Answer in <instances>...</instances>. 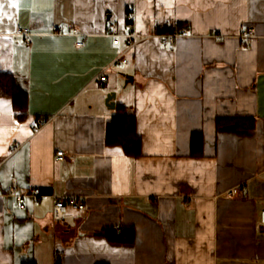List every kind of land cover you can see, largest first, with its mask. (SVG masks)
Returning a JSON list of instances; mask_svg holds the SVG:
<instances>
[{
    "label": "crops",
    "instance_id": "1",
    "mask_svg": "<svg viewBox=\"0 0 264 264\" xmlns=\"http://www.w3.org/2000/svg\"><path fill=\"white\" fill-rule=\"evenodd\" d=\"M0 4L12 17L0 21V72L28 93L23 113L0 96V264H264V0ZM176 23L192 35L156 31ZM248 26L259 36L243 45ZM131 31L142 40L125 52ZM120 105L136 115L137 155L107 143ZM9 186L41 195L21 206ZM53 195L84 208L56 221Z\"/></svg>",
    "mask_w": 264,
    "mask_h": 264
},
{
    "label": "trees",
    "instance_id": "2",
    "mask_svg": "<svg viewBox=\"0 0 264 264\" xmlns=\"http://www.w3.org/2000/svg\"><path fill=\"white\" fill-rule=\"evenodd\" d=\"M132 19L128 23L132 24ZM183 23L173 25H158L156 31L168 33L179 29ZM0 96H10L13 100L14 109L17 113H23L28 104L27 91L17 82L15 76L9 72H0ZM119 113L113 115L108 124L106 140L108 144H117L122 146L128 155H137L140 153L141 137L136 130V115L125 105H120ZM235 122L238 127H251L252 119L224 118L220 122ZM201 133L192 135V151L194 156H200L202 151Z\"/></svg>",
    "mask_w": 264,
    "mask_h": 264
},
{
    "label": "built area",
    "instance_id": "3",
    "mask_svg": "<svg viewBox=\"0 0 264 264\" xmlns=\"http://www.w3.org/2000/svg\"><path fill=\"white\" fill-rule=\"evenodd\" d=\"M129 19H133V15H130ZM112 28L115 29V25H112ZM54 32L58 34H69V35H76V36L83 35L82 33L78 31L77 28H70L69 31L67 32H64L61 28H57L55 29ZM16 33L18 35L23 36L27 44L31 43V36L33 35V32L30 27H19ZM113 35L115 37L121 36V34H117V33H114ZM122 35L129 38V44L125 52H127L129 49H131L134 45H136L138 42L142 40L140 37L137 36V34L134 31H131L128 34H122ZM189 35H192V33H191L190 28L187 26H182L179 29L174 30L172 32L160 34V36L162 37L169 38V40L172 43L175 42L179 37L189 36ZM214 36L221 37L222 35L215 34ZM258 36L259 35L256 33L255 27L248 26L239 33L238 39L241 44L245 45L250 40ZM83 44H84L83 40H80L76 43L77 46H81ZM126 62H127V59L125 57H122V63H126ZM102 79H104L103 76H102ZM42 124H43L42 121H38L35 128H39ZM64 157H65L64 151L58 150L57 159H63ZM239 190L240 189L238 187H232L228 189L225 194L228 196H236L239 193ZM7 193L9 195L17 196V199L21 206L24 205L26 197L31 196L35 200H37L41 195V191L39 188H33L29 193H19L16 186H9L7 189ZM67 198L69 200L68 202H66ZM68 205H71L72 207L79 208V209L84 208V203L80 198L65 197L62 195H53V218L54 220L59 221V220L64 219L65 213L67 212V209H68ZM259 219L264 229V205H263V208L260 210Z\"/></svg>",
    "mask_w": 264,
    "mask_h": 264
},
{
    "label": "snow or ice",
    "instance_id": "4",
    "mask_svg": "<svg viewBox=\"0 0 264 264\" xmlns=\"http://www.w3.org/2000/svg\"><path fill=\"white\" fill-rule=\"evenodd\" d=\"M8 6H9L10 8H16V7H17V5H16L15 3H9ZM2 8H3V5L0 4V9H2ZM4 16H7V13L0 12V21H2V18H3ZM7 19L11 20L12 17H11V16H7Z\"/></svg>",
    "mask_w": 264,
    "mask_h": 264
},
{
    "label": "water",
    "instance_id": "5",
    "mask_svg": "<svg viewBox=\"0 0 264 264\" xmlns=\"http://www.w3.org/2000/svg\"><path fill=\"white\" fill-rule=\"evenodd\" d=\"M114 96H115V93L114 92L110 93L107 96V99H106L107 105H110L111 104L113 107H115Z\"/></svg>",
    "mask_w": 264,
    "mask_h": 264
}]
</instances>
